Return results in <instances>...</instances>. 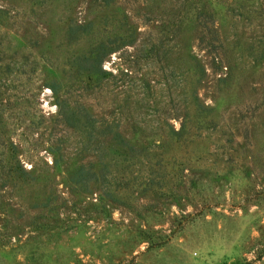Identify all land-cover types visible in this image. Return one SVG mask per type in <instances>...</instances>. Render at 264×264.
I'll return each instance as SVG.
<instances>
[{
	"label": "rangeland",
	"instance_id": "obj_1",
	"mask_svg": "<svg viewBox=\"0 0 264 264\" xmlns=\"http://www.w3.org/2000/svg\"><path fill=\"white\" fill-rule=\"evenodd\" d=\"M0 264H264V0H0Z\"/></svg>",
	"mask_w": 264,
	"mask_h": 264
}]
</instances>
